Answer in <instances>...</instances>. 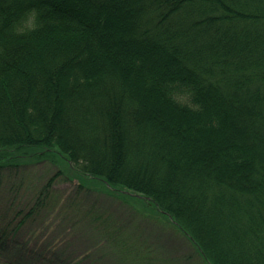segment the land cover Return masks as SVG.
<instances>
[{"label":"trees","instance_id":"16d2710c","mask_svg":"<svg viewBox=\"0 0 264 264\" xmlns=\"http://www.w3.org/2000/svg\"><path fill=\"white\" fill-rule=\"evenodd\" d=\"M42 161L176 228L173 264H264V0H0V169Z\"/></svg>","mask_w":264,"mask_h":264},{"label":"rangeland","instance_id":"374dc122","mask_svg":"<svg viewBox=\"0 0 264 264\" xmlns=\"http://www.w3.org/2000/svg\"><path fill=\"white\" fill-rule=\"evenodd\" d=\"M59 171L60 166L50 161L0 169V225L8 226L11 239V250L0 253L8 262L29 264L40 253L33 264H142L120 259L122 255L106 235L111 226L124 229L138 245L145 242L158 264L190 257L196 261L193 246L172 225L111 195L79 192L77 180L58 175ZM23 218L22 226L13 231ZM18 245L30 262L12 258V246Z\"/></svg>","mask_w":264,"mask_h":264}]
</instances>
